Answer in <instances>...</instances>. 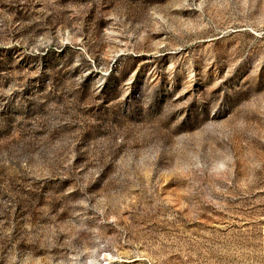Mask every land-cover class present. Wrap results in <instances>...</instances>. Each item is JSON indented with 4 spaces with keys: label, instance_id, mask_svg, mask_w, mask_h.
Instances as JSON below:
<instances>
[{
    "label": "rangeland",
    "instance_id": "374dc122",
    "mask_svg": "<svg viewBox=\"0 0 264 264\" xmlns=\"http://www.w3.org/2000/svg\"><path fill=\"white\" fill-rule=\"evenodd\" d=\"M0 264H264V0H0Z\"/></svg>",
    "mask_w": 264,
    "mask_h": 264
}]
</instances>
